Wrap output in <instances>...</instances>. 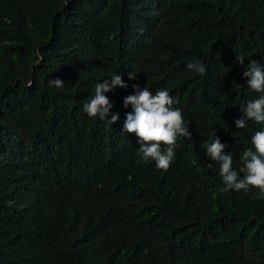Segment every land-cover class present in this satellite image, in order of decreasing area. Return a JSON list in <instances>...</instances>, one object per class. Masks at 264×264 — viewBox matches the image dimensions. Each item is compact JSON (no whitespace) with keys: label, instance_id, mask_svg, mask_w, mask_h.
Segmentation results:
<instances>
[{"label":"trees","instance_id":"16d2710c","mask_svg":"<svg viewBox=\"0 0 264 264\" xmlns=\"http://www.w3.org/2000/svg\"><path fill=\"white\" fill-rule=\"evenodd\" d=\"M251 59L264 0H0V264H264V192L225 191L204 148L216 131L243 177L264 131L235 125L264 95ZM115 74L110 125L83 105ZM133 84L167 90L191 132L166 171L122 132Z\"/></svg>","mask_w":264,"mask_h":264},{"label":"clouds","instance_id":"9594fccd","mask_svg":"<svg viewBox=\"0 0 264 264\" xmlns=\"http://www.w3.org/2000/svg\"><path fill=\"white\" fill-rule=\"evenodd\" d=\"M238 62L244 64L243 59H238ZM186 67L200 74L206 72L205 65L199 61L189 62ZM243 76L247 78V86L251 90L264 93V67L257 61L249 60ZM129 79L135 78L129 75ZM50 84L57 88L64 86V82L59 78L50 81ZM116 86L128 87L118 74L111 76L110 81L105 79L102 83H97L95 94L83 105V111L89 117L98 116L101 120H106L110 125L116 123L119 115L111 113L113 104L105 95ZM132 87L135 94L124 99V107L131 105L133 112L127 113L122 132L134 133L139 138L138 153L141 154L143 161L147 162L151 158L157 168L166 171L175 158L174 148L178 135L191 139L187 122L181 109L174 107L178 101L170 96L167 90L157 89L153 96L147 86L141 89L133 84ZM240 111L243 116L235 120L237 129H245L249 121L264 124V95L241 103ZM215 132L212 133V142L206 143L204 148L207 150V157L220 164V175L226 186L225 191L232 189L237 192L247 191L249 186H253L264 192V131H257L251 137V144L255 150L250 147L242 153L241 161L244 165L242 178L233 168L232 154H225V145Z\"/></svg>","mask_w":264,"mask_h":264}]
</instances>
